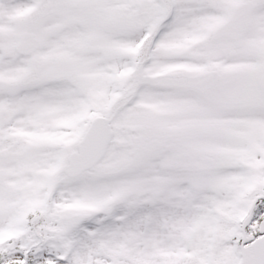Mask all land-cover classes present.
I'll list each match as a JSON object with an SVG mask.
<instances>
[{
  "label": "snow or ice",
  "instance_id": "1",
  "mask_svg": "<svg viewBox=\"0 0 264 264\" xmlns=\"http://www.w3.org/2000/svg\"><path fill=\"white\" fill-rule=\"evenodd\" d=\"M0 264H264V0H0Z\"/></svg>",
  "mask_w": 264,
  "mask_h": 264
}]
</instances>
